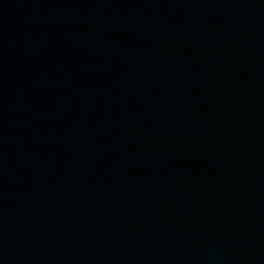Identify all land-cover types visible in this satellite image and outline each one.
Masks as SVG:
<instances>
[{
  "label": "water",
  "instance_id": "water-1",
  "mask_svg": "<svg viewBox=\"0 0 264 264\" xmlns=\"http://www.w3.org/2000/svg\"><path fill=\"white\" fill-rule=\"evenodd\" d=\"M0 264H264V0H0Z\"/></svg>",
  "mask_w": 264,
  "mask_h": 264
}]
</instances>
